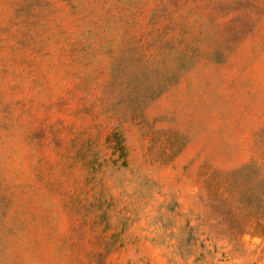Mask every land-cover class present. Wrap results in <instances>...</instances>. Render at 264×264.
<instances>
[{"label":"rangeland","instance_id":"1","mask_svg":"<svg viewBox=\"0 0 264 264\" xmlns=\"http://www.w3.org/2000/svg\"><path fill=\"white\" fill-rule=\"evenodd\" d=\"M0 264H264V0H0Z\"/></svg>","mask_w":264,"mask_h":264}]
</instances>
